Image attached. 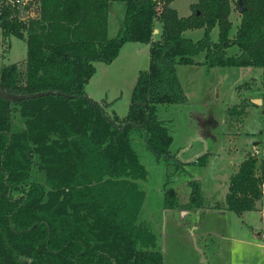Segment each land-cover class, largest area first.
<instances>
[{"label": "trees", "instance_id": "1", "mask_svg": "<svg viewBox=\"0 0 264 264\" xmlns=\"http://www.w3.org/2000/svg\"><path fill=\"white\" fill-rule=\"evenodd\" d=\"M33 1L37 15L24 20L0 5L2 35L24 40L27 48L23 65L2 68L0 90L57 91L69 98H0V264H164L155 234L136 224L145 200L137 181L147 172L129 132L141 130L151 153L179 168L157 115L159 105L187 102L177 66L260 68L264 86V0H197L187 17L171 7L175 0ZM113 2H124L126 10L118 36L110 39ZM233 6L240 21L231 38ZM214 28L216 42L210 36ZM199 29L203 34L196 41L183 36ZM127 43L147 45L149 65L138 74L127 115L120 119L89 99L84 86L94 63L111 64ZM232 47L238 52L228 56ZM199 54L202 62L195 60ZM15 110L22 120L19 131L12 129ZM244 113L227 110L229 116ZM33 168L44 173L45 184L29 182ZM263 183L264 157L260 165L254 157L244 159L230 176L226 209L239 215L255 211ZM168 184L162 208L175 210L177 195ZM187 186L191 206L202 209L200 181L190 178Z\"/></svg>", "mask_w": 264, "mask_h": 264}, {"label": "rangeland", "instance_id": "2", "mask_svg": "<svg viewBox=\"0 0 264 264\" xmlns=\"http://www.w3.org/2000/svg\"><path fill=\"white\" fill-rule=\"evenodd\" d=\"M195 1L175 0L171 7L179 16H187L190 4ZM125 10L124 2L111 3L108 38L118 36ZM36 15L35 9L29 11L27 19ZM239 17L233 6L231 38L236 33ZM154 29V37L158 38L155 32L160 25L156 22ZM183 36L196 41L202 37V30L187 31ZM210 36L216 42L218 29L214 28ZM137 47L138 44L127 43L111 64L94 63V74L84 86L87 97L104 107L109 116L126 117L138 74L148 68V46L141 45L140 52H136ZM237 52L238 49L232 47L227 55ZM26 57L25 41L14 36L4 37L0 30V72L8 65H23ZM203 58L204 54L195 56L197 62H202ZM261 72L260 68L253 67L178 66V78L187 102L159 105L157 115L171 136L170 154L180 162L179 168L172 161L156 158L146 148L145 134L141 130L130 131L132 148L147 172L145 180L137 181L146 198L141 210L146 205L143 216L139 217L141 211L137 215L136 224H145L155 234L164 264H206V259L211 264H264V195L257 211L243 215L215 208H226L229 178L239 164L254 157L260 165L264 157ZM233 107L237 112L244 109V115L229 116L227 110ZM21 128L22 120L15 110L12 129L19 131ZM190 178L200 181L204 199L202 209H194L186 199L184 181ZM166 181L169 182L167 187H172L173 183L179 186L175 189L179 206L174 215L164 217L160 199ZM29 182L45 184L44 173L33 168ZM185 186L188 188L187 183ZM25 188V185L18 188L14 195ZM150 212L153 214L147 216Z\"/></svg>", "mask_w": 264, "mask_h": 264}, {"label": "crops", "instance_id": "3", "mask_svg": "<svg viewBox=\"0 0 264 264\" xmlns=\"http://www.w3.org/2000/svg\"><path fill=\"white\" fill-rule=\"evenodd\" d=\"M197 1V0H196ZM196 1L195 2H192L191 4H190V11H189V14L187 15V16H189L191 13H192V11H191V6L193 5V4H195L196 3ZM173 4V2L171 3V5ZM187 16H180V17H187ZM239 21H240V17L239 18H237V22H238V24H239ZM238 26V25H237ZM160 30V29H159ZM159 30H156V34H157V36H158V34H159ZM199 30H202V29H199ZM189 31H191V30H189ZM202 34H203V30H202ZM153 39L154 40H156L157 39V37H153ZM146 47V46H145ZM138 49H137V51H136V49H134L136 52H140L141 51V45H138V47H137ZM147 48V47H146ZM202 66H204V65H202ZM176 72H177V76H178V66H177V68H176ZM163 120V119H162ZM134 130V129H133ZM136 130V129H135ZM132 131V130H131ZM129 134H130V132H129ZM141 135H143V133H141ZM129 137H130V140H131V136L129 135ZM145 138V137H144ZM131 144H132V142H131ZM255 147V146H254ZM147 148V147H146ZM148 149V148H147ZM149 151V150H148ZM180 152H182V151H180ZM181 154V153H180ZM180 154L178 153L177 154V156H180ZM238 168V167H237ZM237 170V169H236ZM235 170V171H236ZM234 171V172H235ZM233 172V173H234ZM232 173V174H233ZM230 179V178H229ZM189 180H185L184 181V187H183V191H184V193H185V196H186V199L188 198L189 199V193H190V190L188 189V188H186V183L188 182ZM171 188H173L174 190L175 189H177V188H179V186L177 185V184H175V183H173V184H171ZM145 192V191H144ZM263 195H264V193H263ZM262 199H263V197H262ZM187 201V200H186ZM146 202V198H145V201H144V203ZM161 203H162V200L160 199V205H161ZM261 203H262V201H261ZM261 203L259 204V206L258 207H260V205H261ZM145 205L146 204H144V206H143V208H142V210H141V215L139 216V217H142L143 216V214L145 213ZM220 207V206H219ZM195 209V208H194ZM216 209H220V210H222V209H226V208H222V207H220V208H216ZM261 209V208H260ZM259 209V210H260ZM258 209H256L255 211H257ZM176 211H178V210H164L163 208H162V206H161V214H164V217L166 216V214H171V215H174V213L176 212ZM246 213V212H245ZM151 214H153V213H149V214H147V216H149V215H151ZM244 214V213H243ZM243 214H241V215H243ZM196 226V225H195ZM157 244H158V241H157ZM160 250V248H159V246L157 245V250ZM204 256H205V252H204ZM212 260V259H211ZM206 264H211L210 263V261L208 260V259H206Z\"/></svg>", "mask_w": 264, "mask_h": 264}, {"label": "water", "instance_id": "4", "mask_svg": "<svg viewBox=\"0 0 264 264\" xmlns=\"http://www.w3.org/2000/svg\"><path fill=\"white\" fill-rule=\"evenodd\" d=\"M239 5H240V7H242L241 3H239ZM242 10L243 9H241V11ZM49 95L69 98L67 95L59 93L57 91H47V92H40V93H36V94L19 95V94L6 93V92L0 90V98L6 99V100L11 101V102H18V101H24V100L37 99V98H42V97L49 96ZM102 114H103L104 117H106V115H105L103 110H102ZM202 257H203V254H202ZM203 261H205V260H203Z\"/></svg>", "mask_w": 264, "mask_h": 264}, {"label": "built area", "instance_id": "5", "mask_svg": "<svg viewBox=\"0 0 264 264\" xmlns=\"http://www.w3.org/2000/svg\"><path fill=\"white\" fill-rule=\"evenodd\" d=\"M0 5H2V7L14 8L15 12L19 15L20 20L28 18V12L34 9L32 0H0ZM261 190L262 193H264V183L262 184Z\"/></svg>", "mask_w": 264, "mask_h": 264}]
</instances>
